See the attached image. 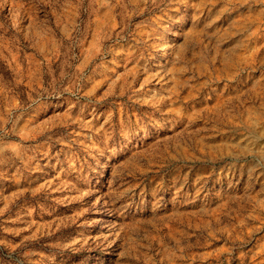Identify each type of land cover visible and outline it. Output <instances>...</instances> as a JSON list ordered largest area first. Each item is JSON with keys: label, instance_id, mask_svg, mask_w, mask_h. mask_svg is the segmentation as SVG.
I'll list each match as a JSON object with an SVG mask.
<instances>
[{"label": "rangeland", "instance_id": "obj_1", "mask_svg": "<svg viewBox=\"0 0 264 264\" xmlns=\"http://www.w3.org/2000/svg\"><path fill=\"white\" fill-rule=\"evenodd\" d=\"M0 264H264V0H0Z\"/></svg>", "mask_w": 264, "mask_h": 264}]
</instances>
